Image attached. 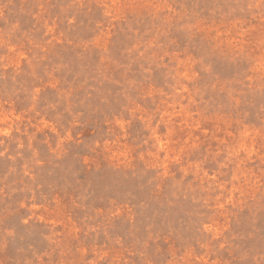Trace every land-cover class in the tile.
<instances>
[{
    "label": "rangeland",
    "instance_id": "374dc122",
    "mask_svg": "<svg viewBox=\"0 0 264 264\" xmlns=\"http://www.w3.org/2000/svg\"><path fill=\"white\" fill-rule=\"evenodd\" d=\"M0 264H264V0H0Z\"/></svg>",
    "mask_w": 264,
    "mask_h": 264
}]
</instances>
